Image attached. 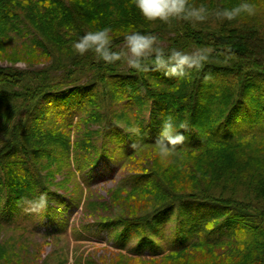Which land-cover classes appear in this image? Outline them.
<instances>
[{
	"label": "trees",
	"instance_id": "1",
	"mask_svg": "<svg viewBox=\"0 0 264 264\" xmlns=\"http://www.w3.org/2000/svg\"><path fill=\"white\" fill-rule=\"evenodd\" d=\"M243 2L254 6V14L242 12L231 21L216 15ZM186 5L204 6L206 19L148 20L134 0H0V44L9 34L30 33L44 55L60 59L38 70L0 66V222L11 223L27 203H36L40 209L26 214L49 218L44 235L63 234L82 197L49 187L37 150L55 152L84 193L103 180L104 169L123 171L137 152L156 147L162 117L171 115L185 136L172 162L128 171L117 184L143 194L150 208L94 218L78 225L79 234L106 230L116 253L150 264H235L236 256L237 264H264V0ZM104 27L112 29L113 51L124 52L132 30L162 40L155 46L166 54L205 49L208 59L186 76L172 77L163 69L137 72L123 58L106 64L93 51L76 52L79 36ZM145 63L151 67L150 59ZM54 71L63 75L54 79ZM116 100L142 113L121 125L108 109ZM93 121L99 122L95 141L88 129ZM78 122H84L85 143L70 139ZM83 170L79 182L75 173ZM229 244L236 256L231 247L222 249ZM204 247L219 249L211 261L195 258Z\"/></svg>",
	"mask_w": 264,
	"mask_h": 264
},
{
	"label": "rangeland",
	"instance_id": "2",
	"mask_svg": "<svg viewBox=\"0 0 264 264\" xmlns=\"http://www.w3.org/2000/svg\"><path fill=\"white\" fill-rule=\"evenodd\" d=\"M31 36L30 33L25 35L19 33L14 36L11 34L7 35L3 43L0 44V66L25 71L38 70L50 66V62L57 58L52 55H44L43 50L39 49L31 40ZM161 41L156 40L155 45H161L162 47ZM126 50V45L124 44V51ZM62 54L65 55L64 53ZM59 57H62V55H59ZM53 66L56 65L54 64ZM54 74L56 75L52 77L57 79L63 75V72L54 71ZM108 109L110 116L121 125L126 123V119L133 121L142 113L138 110V107L133 108V111H128L124 103L119 100L113 101L108 105ZM102 112L103 110H98V113L102 114ZM77 128L79 129L75 130L70 136L72 143H74V140L77 143L78 141L85 143L86 139L83 138L85 131L84 122H81V124L78 122ZM88 129L92 132L91 136L95 141L99 130V122H91ZM33 147L35 146L33 145ZM79 147L82 149L80 152L82 155L78 156L84 158L86 155L84 154L85 151L88 152L87 145ZM175 155L172 153L168 157L162 158L158 155L156 147H147L137 152L133 158L124 163L123 171L111 173L104 169L103 180L95 182L90 190H85V192L83 190L84 193H82V190L74 187L73 178L71 179L67 172L69 170L68 166L62 159L56 157L55 152L49 150L44 153L41 149L37 150L36 164L49 187L61 192L72 191L73 195L81 196L82 201L78 208H74L69 212V224L64 233L53 238L44 235V230L50 226L48 217L40 218L26 214L28 211L36 212L40 209V206L36 203H27L25 210L18 213L10 221L11 223L0 222L2 223L0 224V264H88V262L97 264H150L146 260L138 262L116 253L106 242V230L98 231L99 233L88 234L89 232L86 231L85 234H79L81 229L78 225H82L94 218L109 217L116 212L135 215L143 213V211L150 208L152 201L145 198L143 194L136 195L118 189L117 184L128 171H137L140 170V167H144L146 170L154 169L156 166L161 169L167 168ZM73 167L74 165H71V168ZM80 173L83 177V174H86L84 170L82 172L79 171L78 174L77 172L75 173V177H81ZM151 182L156 184L158 181L157 179H151ZM170 225L171 222H167L165 228ZM165 231L166 233L168 232L167 229ZM85 235L89 236L86 237ZM97 237L100 239H97ZM134 243V240H130L128 245L131 246ZM229 245L223 246L222 249L231 247L232 251L230 252L232 253L230 254L236 256V250L233 248L235 245ZM217 250L219 249L209 251V248H197L195 258L201 261L206 260V262L211 261ZM237 261H241V259L239 260L236 256L235 264H237Z\"/></svg>",
	"mask_w": 264,
	"mask_h": 264
},
{
	"label": "clouds",
	"instance_id": "3",
	"mask_svg": "<svg viewBox=\"0 0 264 264\" xmlns=\"http://www.w3.org/2000/svg\"><path fill=\"white\" fill-rule=\"evenodd\" d=\"M134 3L148 20L167 21L170 17L177 16L186 20L203 21L207 15V9L204 6L190 7L186 5V0H134ZM254 11L252 4L243 2L232 9H224L216 15L231 21L242 12L252 15ZM111 33L110 27L88 31L79 36L72 46L80 55L93 51L106 64L123 58L127 65L137 72L163 69L166 76L172 77H184L187 75L186 70L203 67L209 55L205 49H197L191 53L173 49L166 54L163 48L155 46L156 36L132 30H129V34L124 37L127 50L117 52L113 51L111 47ZM149 59L151 60V67L145 63ZM179 128L186 129V125L180 124ZM136 131L139 132L140 130L137 129ZM184 141L185 136L177 131L174 117L171 115L163 116L159 135L155 140L158 155L162 158L168 157L176 151L175 146L183 144Z\"/></svg>",
	"mask_w": 264,
	"mask_h": 264
}]
</instances>
